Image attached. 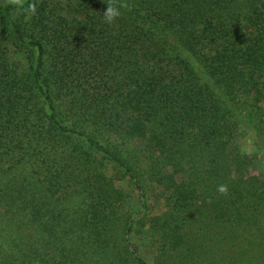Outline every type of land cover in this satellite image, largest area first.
<instances>
[{
    "label": "trees",
    "instance_id": "trees-1",
    "mask_svg": "<svg viewBox=\"0 0 264 264\" xmlns=\"http://www.w3.org/2000/svg\"><path fill=\"white\" fill-rule=\"evenodd\" d=\"M127 2L0 0V264H264V0Z\"/></svg>",
    "mask_w": 264,
    "mask_h": 264
},
{
    "label": "clouds",
    "instance_id": "clouds-1",
    "mask_svg": "<svg viewBox=\"0 0 264 264\" xmlns=\"http://www.w3.org/2000/svg\"><path fill=\"white\" fill-rule=\"evenodd\" d=\"M7 3L14 6L17 14H27L35 16L37 14V6L35 3H25V0H7ZM107 8L103 12V20L109 25H114L122 16V10H131V5L127 0H106ZM217 192L221 195H228V185L221 184L217 187Z\"/></svg>",
    "mask_w": 264,
    "mask_h": 264
},
{
    "label": "rangeland",
    "instance_id": "rangeland-1",
    "mask_svg": "<svg viewBox=\"0 0 264 264\" xmlns=\"http://www.w3.org/2000/svg\"><path fill=\"white\" fill-rule=\"evenodd\" d=\"M243 147L245 150L249 151L251 154L254 153V151L256 150V147L252 145L251 141L248 140H244L242 141ZM258 161V167L262 168L264 171V155L261 153V155L258 156V158L256 159ZM119 184H122L124 187H126L129 190V183L127 181H121L118 180ZM161 201H157V199H155L154 197H151V202H150V206H149V216H153L154 214H157L159 212H161ZM149 223V222H147Z\"/></svg>",
    "mask_w": 264,
    "mask_h": 264
}]
</instances>
